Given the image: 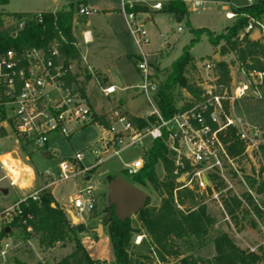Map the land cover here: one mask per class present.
Masks as SVG:
<instances>
[{"label": "built area", "instance_id": "1", "mask_svg": "<svg viewBox=\"0 0 264 264\" xmlns=\"http://www.w3.org/2000/svg\"><path fill=\"white\" fill-rule=\"evenodd\" d=\"M181 1L184 4L189 3L196 14L203 10V3L198 0ZM246 1L248 5L252 4V0ZM120 3L127 26L136 35L137 44H147L141 23L137 24L135 21L140 14L129 10L142 7L160 11L162 3L150 0H120ZM91 13L92 11L82 5L77 10V14L81 16H89ZM224 17L233 20L235 14L225 9ZM8 19L12 22L10 28L13 29V35L22 30L28 22H42L40 13L21 17L10 16ZM255 32L259 34L257 41L264 49V22L249 18L248 24L237 38L242 40L246 37L252 40L251 36ZM61 40L64 41L63 38ZM61 45L54 40L43 48H8L0 54V158L11 154L2 152L3 141L12 142L16 151L25 153V160L29 161V156L26 155L27 146L32 145L37 151L46 154L50 151L47 146L51 142L68 139L75 131L86 126H98L94 121L95 112L80 94L77 86L71 82V66L69 61L65 63L60 53ZM260 60L264 61V56ZM135 65L142 77V84L135 89L139 94L149 96L153 106L150 112L138 117L144 120L145 125L139 127L122 109H112L106 117L109 125L105 128L106 136L100 140L101 148L88 150L94 159L93 164L84 166L82 163L86 155L76 153L71 158L58 161L57 172L39 173L48 183L19 197L15 205L1 210L0 223H10L20 214V205L27 200H38L46 187L78 176L88 181L87 173L102 164L105 159L129 148H138L139 157L124 168L127 177L133 176L144 165V151L148 150L143 147L145 139H150L151 144L154 141L164 144L173 160L172 174L176 181L183 179V182L179 183L180 189L190 188L195 192H205L210 200L219 202L223 212L224 199L236 198L248 208L246 196H250L253 202L256 201L247 185L243 163L248 169H259L261 164L264 165V127L248 125L235 114L234 109L239 100H264V69L252 67L251 62L237 61L235 80L232 69L228 68L229 81L221 84L216 82L219 75L212 56L202 67L201 81L196 83L200 88L198 98L187 93L188 100L177 106V111L166 119L152 100L159 82L152 73L154 69L146 60V54L137 56ZM116 89L115 85H109L101 87L100 92L107 97L114 94ZM234 143L239 145L237 153L231 151ZM0 167L4 168L1 160ZM7 177L9 186L15 188L17 184H14L10 176ZM236 185L241 188L244 186L246 190L239 194L235 189ZM92 191V185L78 190L72 202V208L77 215L93 210L95 195ZM224 215L228 218L226 211ZM27 231L29 232L30 228ZM140 240L141 237L138 236L136 244ZM10 248L9 242L0 245L1 259H6Z\"/></svg>", "mask_w": 264, "mask_h": 264}, {"label": "rangeland", "instance_id": "2", "mask_svg": "<svg viewBox=\"0 0 264 264\" xmlns=\"http://www.w3.org/2000/svg\"><path fill=\"white\" fill-rule=\"evenodd\" d=\"M150 1H160L163 6L167 3V0ZM198 1L203 3V10H200L196 14L192 11L191 5L185 3V9L188 15L180 21L174 20L169 14L161 10L151 11L148 8H143L145 9L144 12H137L140 15H137L139 17H136L135 21L137 24L141 23L142 30L145 31L148 40L147 44L138 45L136 35L127 26L126 16L121 11L120 0H88V5L89 7L91 6L90 8L93 11L88 16L90 24L83 26L82 29L89 31L90 41L86 45L78 46V49L75 45L74 47L77 49L78 54L84 53L87 62L91 66L102 68L107 73H114L122 84L119 87L114 82H111L110 84L115 85L117 90L114 94L106 97L102 96L100 87L94 82H86L82 96H86L85 98L90 107L97 116L104 119V122L109 125L106 117H108L112 109L117 107L132 117L145 115L153 109L149 96L139 94L138 90L135 89L136 86L142 84V77L135 65L137 56L142 53L146 54V60L150 63L152 69H157L156 72L155 70L152 71L153 75L159 83H162L165 77V70L181 54L184 46L192 38V34L190 33L191 29H207L214 34L222 31L225 32L235 18L233 20H227L224 17L225 10L223 8L233 12L238 7L248 5L246 0ZM257 1L252 0V4ZM63 5L64 0H8L4 11L13 14L31 13L36 15L39 12L59 11ZM104 5H107L113 10L103 15L100 9L104 8ZM76 12L77 10L75 14ZM9 17H5L4 22L10 28L12 22L8 19ZM145 18L149 20L145 21ZM178 28H180V31H178ZM79 29L80 27H76L72 31V35H75L76 42H79ZM218 49L219 46L213 48L208 43L205 35H202L200 40L190 48L189 55L195 60V69H188L186 76L195 84L201 81L200 77L202 76L203 65L216 53L219 54L217 52ZM220 60L227 63L228 68L232 69L235 80L236 56L233 53H227L220 56ZM70 61L73 62L74 59ZM78 69L80 70V77L85 73H88L92 78L95 76L96 71L90 66L86 67L81 65ZM78 82L83 83L84 81L80 78ZM209 82L214 83L213 81ZM100 86L102 88L106 87L105 84H100ZM186 94L187 92L182 91V98L177 102V106H180L188 100ZM236 104L234 112L245 123L251 126L264 127V100L243 99L239 100ZM99 126L102 125L86 126L75 131L68 139H59L51 142L47 146L51 151V157L49 159H46L44 154L37 151L36 147L32 145L26 147V154L30 157L29 162H26L24 154L20 151L16 155H13L14 160L8 154V158L14 163L29 166L33 171V175L29 179L30 185L28 187L26 186L29 182H26L23 187L17 185L15 188H12L9 186L8 172L0 167V211L15 205L19 197L27 195L31 191L46 185L48 182L42 179L39 173L46 171L57 172L58 161L71 158L76 153H81L86 155L82 164L87 165L91 163L92 160L88 150L100 149L102 145L99 141L103 137V132ZM104 128H108V126ZM150 145V139H145L143 142L144 149H148ZM1 146L2 152H11L15 145L10 141H3ZM138 152V148H129L121 151L116 156L106 159L95 170L92 169L87 173L89 176L88 181L84 177L78 176L75 179H69L55 186L46 187L44 190V192L50 193L58 206L65 210L68 219V213H72L79 220L78 223L80 222L87 227L85 232L79 234V240L82 248L91 260H100L105 261L106 264H114L112 248L106 229L103 227L101 236L95 233V229L98 225L97 223H100L99 220L101 217L106 213L108 206L111 205L107 195L108 182L106 178L119 177L123 164L129 162L133 157H136ZM16 160H20V163ZM243 165L245 167L247 185L252 190L253 196L256 199L253 203L258 207L262 218H256L252 209L242 203V208L250 214L249 220L255 225L253 227L247 222H243V227L238 229L229 217H225V209L223 212L219 206V202L210 200L205 192L194 191L196 199L199 203L207 206L208 210L213 214L216 223L203 247L199 248V245L195 242L191 246L194 248L180 243V252L183 256L193 255L205 259L211 258L214 255L211 240L219 232L228 233L235 244L248 253H255L259 256L264 251V209H262L264 208V193H257L255 188L252 189L248 180L253 179L256 181V184L264 181V165L261 164L259 169L258 167L248 169L245 163ZM155 171L160 179H162L164 172L160 164L155 168ZM123 178L129 181L128 177L124 176ZM89 185H92V193L95 195L94 208L90 213L77 215V212L72 208L73 199L77 195L78 190L86 188ZM235 189H237L239 194L246 190L244 186L241 188L238 185L235 186ZM4 190L7 192L6 194L3 193ZM145 194L148 196L150 206L159 205L160 198L152 189H148ZM190 207L191 205L188 201H185L181 209H190ZM93 217L97 219V222L92 219ZM133 225L136 227L139 226L136 220L133 221ZM5 228L9 229V232L6 234L3 233ZM137 237L134 238V245H136ZM4 242H9L11 248L6 253L5 260L0 257V264H14V260L24 261L27 264H53L68 256L74 249L72 242H66L65 244L58 243L50 249H43L39 247L37 237L32 233L26 240L20 230L11 231L7 223H0V245ZM132 255V257H135V252ZM173 262L176 261L173 259L169 260V263Z\"/></svg>", "mask_w": 264, "mask_h": 264}, {"label": "trees", "instance_id": "3", "mask_svg": "<svg viewBox=\"0 0 264 264\" xmlns=\"http://www.w3.org/2000/svg\"><path fill=\"white\" fill-rule=\"evenodd\" d=\"M8 0H0V54L8 48L22 50L26 48H43L54 40L61 43L60 53L65 60L76 59L77 49L72 35V23L75 11L86 0H64L61 10L56 12H42V22H28L25 27L13 35V29L7 27L4 18L7 16L21 17L24 14H10L4 11ZM145 9L134 7L129 12H144ZM169 14L174 20L180 21L187 17L188 13L181 0H168L161 9ZM235 19L224 32L212 33L207 29H191L192 38L184 46L181 54L165 70V77L159 83L157 92L152 100L156 108L164 118L171 117L177 111V102L182 98V91H186L194 98L200 94L199 88L186 75L187 71L195 69V60L189 55L190 48L197 43L202 35H205L208 43L218 49L219 56L233 53L237 61L251 62L252 67L264 69V49L258 41L243 38L238 40L237 36L248 24L249 18L258 22H264V0L246 5L233 10ZM63 38L64 41L61 40ZM216 71L219 75L218 82L226 84L228 78V64L220 60L216 62ZM156 72V70H155ZM89 76L85 77L88 80ZM81 95H83L84 84L71 78ZM139 127L145 125L144 120L129 117ZM94 121L107 127L104 119L94 115ZM239 145L234 143L231 151L238 152ZM160 164L163 168L162 179L158 176L155 168ZM174 168L171 156L161 141H154L144 152V165L133 176L128 177L129 183L146 192L152 189L160 198L158 206H150L149 199L145 206L135 215L120 220L116 217L114 205H109L104 216L99 220L106 229L113 253L114 264H169L173 259L181 264H262L264 263V251L258 256L240 249L230 235L226 232L216 233L211 240L214 255L209 258H200L193 255L183 256L180 252V243L189 245L193 242L203 247L213 226L216 223L213 214L207 206L199 203L190 188L180 189L175 176L172 174ZM126 176V175H125ZM127 177V176H126ZM252 189L257 193H264V181L256 184L253 179H248ZM245 200L252 209L256 218H262L257 206L250 196ZM185 201L191 205L190 209H181ZM54 204V207H51ZM224 209L235 227L241 229L243 222L254 227L249 220L250 214L243 209L241 202L236 198L223 200ZM20 214L8 223L10 230H20L24 239H28L32 233L37 237L39 247L50 249L55 244L72 242L73 251L61 261L53 264H104L103 262L91 260L81 246L79 234L85 232L86 227L77 223L71 224L65 210L59 207L48 192H42L36 201L27 200L20 205ZM135 217V219H134ZM139 224L133 225V221ZM30 228L28 232L27 229ZM6 228L3 230L5 232ZM31 232V233H30ZM142 236L138 244L134 245V238ZM135 252V257H132ZM14 264H27L24 261L14 260ZM42 264V263H37Z\"/></svg>", "mask_w": 264, "mask_h": 264}, {"label": "crops", "instance_id": "4", "mask_svg": "<svg viewBox=\"0 0 264 264\" xmlns=\"http://www.w3.org/2000/svg\"><path fill=\"white\" fill-rule=\"evenodd\" d=\"M247 2V1H246ZM82 7H85L86 9H88L89 11H93V9L92 8H90L89 7V5H88V0H86V3L85 4H83L82 5ZM239 8V7H238ZM224 10L226 9V8H223ZM101 11H102V13H103V15H106V14H108L109 12H111L113 9H111V8H109L107 5H104V8H101L100 9ZM7 13H10V12H8V11H6ZM54 12H56V11H53V13ZM39 13H42V12H39ZM10 14H13V13H10ZM22 14H24V15H35V14H31V13H29V14H25V13H22ZM38 14V13H37ZM90 16V15H89ZM148 18H145V21H148L147 20ZM90 24V21L88 20V16H81V15H78L77 14V12H76V14H74V18H73V23H72V31H74L75 29H76V27H80V29H79V31H80V34H79V42L77 41L76 42V38H75V35L73 34V36H74V38H75V46H76V48L78 49V46L79 47H81V45H86L87 43H88V41H90V36H89V31L88 30H86V29H82V27L83 26H87V25H89ZM86 38V41L84 42V38ZM73 63V64H72ZM69 65L71 66V73H72V77H74V76H76V80L77 81H79V79L80 78H82V81H84L83 82V84H84V89H85V87H86V82L87 81H90L89 83H92V82H94L98 87H100L101 88V86H100V84H102V85H104L105 84V86H109V85H112V84H110L111 82H114L113 80H112V78H111V72H109V73H107L104 69H102V68H95V67H93V66H91L88 62H87V60H86V57H85V55H84V53L83 54H78V56L76 57V59H74V61L73 62H71L70 61V63H69ZM81 66V65H84V66H86V67H91V68H93V69H95V76L92 78L88 73H85L83 76H81L80 77V70L78 69L79 68V66ZM78 66V67H77ZM154 70H157V69H154ZM82 71H84V70H82ZM84 72H86V71H84ZM89 76V78H88V80H85V77L86 76ZM115 83V82H114ZM116 84V83H115ZM117 85V84H116ZM122 86V85H121ZM117 90V89H116ZM85 92H87V91H85ZM103 96V95H102ZM86 97V96H85ZM84 97V98H85ZM86 99V98H85ZM87 101V100H86ZM89 104V103H88ZM127 114V113H126ZM128 115V114H127ZM129 117H132V116H130V115H128ZM142 116H144V115H142ZM138 117H141V116H137V117H135V118H138ZM101 128V130H102V132H103V137H102V139L106 136V129L104 128V126H101L100 127ZM100 142V141H99ZM101 143V142H100ZM12 151H16V149L14 148ZM12 151H11V154H10V157L13 159V155H16L17 154V152L18 151H16L15 153H12ZM51 151H49L48 153H46V154H48L49 155V158L51 157V153H50ZM24 154V156H25V153H23ZM46 154H44V156L46 155ZM27 155V154H26ZM139 155H140V151L138 152V154H137V156L136 157H133L129 162H127V163H124L123 164V167H122V169L120 170V178H122V179H124V180H126V181H128L126 178H123L124 176H125V172H124V168H125V166H126V164H129V163H131L134 159H136V158H138L139 157ZM90 156V155H89ZM48 158V159H49ZM90 158H91V160H92V162L91 163H88L87 165H84V166H89V165H92L93 164V158L90 156ZM29 159H30V157H29ZM47 159V158H46ZM109 159V158H108ZM14 160V159H13ZM106 160V159H105ZM104 160V161H105ZM17 162H19L20 163V160H16ZM103 161V162H104ZM26 162H29V161H26ZM23 166H25V165H23ZM99 166V165H98ZM97 166V167H98ZM97 167H95L94 168V170L97 168ZM28 168H29V166H28ZM30 169V168H29ZM31 170V169H30ZM33 175V171L31 170V176ZM8 176H9V174H8ZM87 178L89 179V176L87 175ZM115 178V177H114ZM31 179V178H30ZM20 181L22 182V183H26V182H29L28 183V185L26 186V187H28L29 185H30V181H29V178L28 177H25V179H24V177H21V179H20ZM129 182V181H128ZM5 191V190H4ZM51 192V191H50ZM4 193V192H3ZM7 193V192H6ZM6 193H4V194H6ZM52 196V195H51ZM53 198V197H52ZM54 200V199H53ZM93 220H96V222H97V219H94V217L92 218ZM80 223V222H79ZM82 224V223H81ZM97 224H99V223H97ZM84 225V224H83ZM86 229H87V227H86ZM94 261H99V262H103L104 264H106V262L105 261H100V260H94ZM169 264H181V263H179V262H173V263H169Z\"/></svg>", "mask_w": 264, "mask_h": 264}, {"label": "water", "instance_id": "5", "mask_svg": "<svg viewBox=\"0 0 264 264\" xmlns=\"http://www.w3.org/2000/svg\"><path fill=\"white\" fill-rule=\"evenodd\" d=\"M251 39L253 41H257L259 39V34L257 32L253 33ZM214 59L216 62H219V54L216 53L214 55ZM111 78L119 87H121L122 84L117 75L111 73ZM44 157L48 159L49 155L46 154ZM106 181L108 182L107 195L111 205H114L115 215L118 219L124 220L126 218H129L138 213L145 206L147 201V195L141 190L131 185L128 181L120 177H107ZM182 182V178L177 180V183ZM3 192L6 193V191ZM51 207H54V204H51ZM68 216L72 225L78 223L79 220L72 213H68ZM5 232L8 233L9 229L6 228ZM95 233L98 236L102 235V224L99 223L97 225Z\"/></svg>", "mask_w": 264, "mask_h": 264}, {"label": "bare ground", "instance_id": "6", "mask_svg": "<svg viewBox=\"0 0 264 264\" xmlns=\"http://www.w3.org/2000/svg\"><path fill=\"white\" fill-rule=\"evenodd\" d=\"M8 154L3 155L0 160L4 165V169L8 172L11 179L14 181V184L20 185V187L25 186V183L20 181L21 177L31 178V171L27 166H22L20 164L14 163ZM9 161V162H8Z\"/></svg>", "mask_w": 264, "mask_h": 264}]
</instances>
